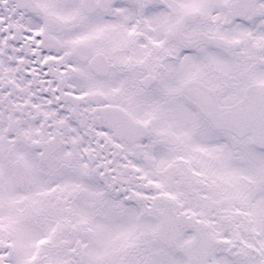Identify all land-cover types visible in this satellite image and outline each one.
Listing matches in <instances>:
<instances>
[{
  "label": "snow or ice",
  "instance_id": "snow-or-ice-1",
  "mask_svg": "<svg viewBox=\"0 0 264 264\" xmlns=\"http://www.w3.org/2000/svg\"><path fill=\"white\" fill-rule=\"evenodd\" d=\"M0 264H264V0H0Z\"/></svg>",
  "mask_w": 264,
  "mask_h": 264
}]
</instances>
